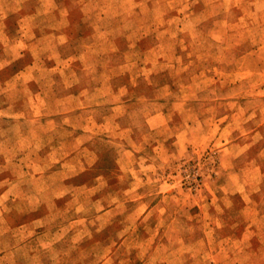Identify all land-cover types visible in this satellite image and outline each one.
<instances>
[{"label":"rangeland","instance_id":"1","mask_svg":"<svg viewBox=\"0 0 264 264\" xmlns=\"http://www.w3.org/2000/svg\"><path fill=\"white\" fill-rule=\"evenodd\" d=\"M0 264H264V0H0Z\"/></svg>","mask_w":264,"mask_h":264}]
</instances>
